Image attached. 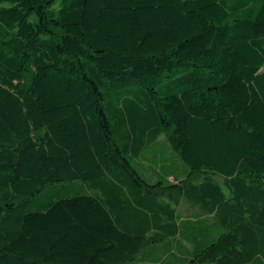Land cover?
Masks as SVG:
<instances>
[{
	"label": "trees",
	"instance_id": "trees-1",
	"mask_svg": "<svg viewBox=\"0 0 264 264\" xmlns=\"http://www.w3.org/2000/svg\"><path fill=\"white\" fill-rule=\"evenodd\" d=\"M162 134L186 181L137 167ZM180 197L181 264H264V0H0V264L130 263Z\"/></svg>",
	"mask_w": 264,
	"mask_h": 264
},
{
	"label": "crops",
	"instance_id": "crops-1",
	"mask_svg": "<svg viewBox=\"0 0 264 264\" xmlns=\"http://www.w3.org/2000/svg\"><path fill=\"white\" fill-rule=\"evenodd\" d=\"M183 169L186 172V166H183ZM153 172L156 178H151L146 174L145 177L152 181L164 178V175L159 170L155 169ZM172 175L173 178L171 180L173 182L184 178L178 177L174 172ZM176 209L182 228L181 235L171 238L166 243L148 245L134 261L126 264H168L170 262L181 264L185 259L192 256L195 250L194 240L200 241L203 237H207L210 233H213V231H209V229L215 227L213 214L204 213L199 205L190 203L185 197L177 204ZM192 210L194 211L192 212ZM209 225L211 226L208 229ZM197 231L202 232L204 236L201 237L199 235V238L196 239L195 234Z\"/></svg>",
	"mask_w": 264,
	"mask_h": 264
},
{
	"label": "rangeland",
	"instance_id": "rangeland-1",
	"mask_svg": "<svg viewBox=\"0 0 264 264\" xmlns=\"http://www.w3.org/2000/svg\"><path fill=\"white\" fill-rule=\"evenodd\" d=\"M135 163L137 167L139 168V170L144 175L146 174L147 176H150L151 178H156V175L154 174L153 170L155 169L159 170V172H161V174L164 175V179L167 181L166 184H168V182L173 183V184H178L183 181H186V179L188 178V174H189L188 165L184 163V161L179 155V152L174 151L170 147L167 141L166 134H162L161 136H159V138L155 142L149 145L143 151V153L137 159V161H135ZM183 166H186V172L183 169ZM173 172L174 174L176 173L178 177L180 178L184 177V178H181L180 180L173 182L171 180L173 178L172 177ZM196 176H197L196 181H199L202 177V175L200 176L196 175ZM214 179L223 184L224 179L221 175H215ZM167 198L168 197L165 196L163 199L167 200ZM181 200H183V197L179 198V202ZM193 211L194 210H192V212Z\"/></svg>",
	"mask_w": 264,
	"mask_h": 264
}]
</instances>
